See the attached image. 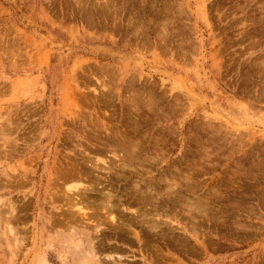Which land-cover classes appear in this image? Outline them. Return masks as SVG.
<instances>
[{
    "label": "rangeland",
    "instance_id": "1",
    "mask_svg": "<svg viewBox=\"0 0 264 264\" xmlns=\"http://www.w3.org/2000/svg\"><path fill=\"white\" fill-rule=\"evenodd\" d=\"M44 259L264 264V0H0V264Z\"/></svg>",
    "mask_w": 264,
    "mask_h": 264
},
{
    "label": "bare ground",
    "instance_id": "2",
    "mask_svg": "<svg viewBox=\"0 0 264 264\" xmlns=\"http://www.w3.org/2000/svg\"><path fill=\"white\" fill-rule=\"evenodd\" d=\"M124 162H125V161H124ZM126 162H127V161H126ZM124 165H125V164H124ZM77 183L79 184L80 182L78 181ZM83 184H84V183H83ZM81 185H82V184H81ZM79 186H80V185H79ZM88 186H89V185H88ZM88 186L83 185V188H80V189H79L78 185L74 184V185H69V186H68V190H69V191H72L73 189H74L75 191L77 190V191H76V194H75V195L72 194V195H73L74 197H75V196L78 197V196L80 195V193H81L80 190H84V191H85V190L88 189ZM89 187H90V186H89ZM91 189H92V188H91ZM68 190H67V191H68ZM140 191H141V190H140ZM140 191H139V192H140ZM81 194H82V193H81ZM85 194H86V193H85ZM85 194H84V195H85ZM84 195L82 194V196H84ZM107 195H108L109 198L112 197V196H110L111 194L109 193V191L107 192ZM82 196L78 197V200H77L76 202L73 203L74 206H77V207H78L77 209L79 210V213H81V212H80L81 210H82V212L84 213V211H83V207L80 206V204H81V202H83V201H81V200H82L84 197H86V195H85L84 197H82ZM81 197H82V198H81ZM87 197H88V196H87ZM106 198H107V197H106ZM109 198H108V199H109ZM73 199H74V198H73ZM84 199H85V198H84ZM86 199H87V198H86ZM74 200H75V199H74ZM80 201H81V202H80ZM96 201H97V200H96ZM107 202H108V201H107ZM130 203H131V202H130ZM129 206H131V205H129ZM126 208H127V209H130V207H128V206H127ZM126 208H125V209H126ZM131 209H132V208H131ZM78 210H77V211H78ZM79 213H78V214H79ZM83 213H82V214H83ZM111 214H112L111 218H112V220H114V219H115V216H114V214H113L112 212H111ZM111 214H110V215H111ZM84 216H85V215H84ZM119 219H120V218H119ZM100 226H101V224H96V225H95V227H96L95 233L98 232V228H99ZM94 229H95V228H94ZM92 251H93V250H92ZM45 261H46V260L44 259V260L42 261L41 264H46Z\"/></svg>",
    "mask_w": 264,
    "mask_h": 264
}]
</instances>
